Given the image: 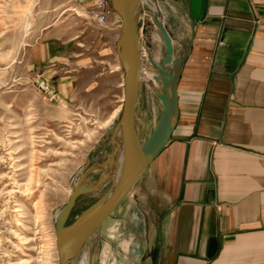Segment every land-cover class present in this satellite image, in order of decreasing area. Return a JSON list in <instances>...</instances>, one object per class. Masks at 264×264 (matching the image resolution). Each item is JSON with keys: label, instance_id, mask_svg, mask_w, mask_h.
I'll return each instance as SVG.
<instances>
[{"label": "crops", "instance_id": "0c3cea01", "mask_svg": "<svg viewBox=\"0 0 264 264\" xmlns=\"http://www.w3.org/2000/svg\"><path fill=\"white\" fill-rule=\"evenodd\" d=\"M98 2L74 0L79 26L54 24L46 29L53 38L28 49L34 74L94 63L92 47L116 52L121 19L112 10L99 22ZM161 2L182 61L177 108L170 139L121 203L117 256L124 264H264V0H209L199 24L190 0ZM158 52L157 63L166 55ZM108 63H120L117 53ZM53 87L58 99L61 84ZM146 102L139 91L136 118ZM158 104L148 111L157 123Z\"/></svg>", "mask_w": 264, "mask_h": 264}, {"label": "rangeland", "instance_id": "374dc122", "mask_svg": "<svg viewBox=\"0 0 264 264\" xmlns=\"http://www.w3.org/2000/svg\"><path fill=\"white\" fill-rule=\"evenodd\" d=\"M154 3L166 25L165 5L161 0ZM76 16L74 0H0V264H59L56 225L75 186L83 194L66 224L116 183L122 148L120 135L111 141L119 119L112 117L123 94V72L120 63H108L116 52L92 47L87 55L96 54L94 63H56L49 68L50 83L61 84L54 102L33 85L28 49L53 38L46 29L54 24L79 26ZM137 20L142 45L150 40L151 52L166 53L147 1H142ZM145 80L140 92L147 110L136 118L143 143L157 125L148 111L160 109L161 101ZM139 111L144 113L141 105ZM116 147L111 163L106 157ZM123 210L121 204L72 264H124L117 256Z\"/></svg>", "mask_w": 264, "mask_h": 264}, {"label": "water", "instance_id": "95a60500", "mask_svg": "<svg viewBox=\"0 0 264 264\" xmlns=\"http://www.w3.org/2000/svg\"><path fill=\"white\" fill-rule=\"evenodd\" d=\"M209 0H190L191 15L196 24L202 22L208 10ZM112 10L122 22L121 35L116 42V53L122 68L123 95L122 110L111 140L121 133L122 167L120 179L97 202L82 212L72 223L66 224L77 199L83 190L76 185L70 195L56 225V244L59 264H72V259L81 252L85 243L92 238L99 227L110 217L127 196L145 168L154 160L171 136V122L177 108V79L182 61L175 58L173 41L175 37L160 20V9L157 8L155 22L162 32L166 50L165 57L155 62L151 57V46L144 47L138 31L137 13L140 0H110ZM146 68L149 78L146 82L163 103L160 119L154 130L143 143L136 130V103L142 80V69ZM170 66V69L167 67ZM116 147L108 155V161L114 163ZM215 250V244L212 251Z\"/></svg>", "mask_w": 264, "mask_h": 264}, {"label": "built area", "instance_id": "2783aa9c", "mask_svg": "<svg viewBox=\"0 0 264 264\" xmlns=\"http://www.w3.org/2000/svg\"><path fill=\"white\" fill-rule=\"evenodd\" d=\"M111 11L110 0H99L95 17L99 22L103 23L107 21ZM33 85L41 94L47 97L48 101L54 102L57 100V93L44 72H38L33 76Z\"/></svg>", "mask_w": 264, "mask_h": 264}, {"label": "bare ground", "instance_id": "6f19581e", "mask_svg": "<svg viewBox=\"0 0 264 264\" xmlns=\"http://www.w3.org/2000/svg\"><path fill=\"white\" fill-rule=\"evenodd\" d=\"M142 1H147L148 2V5H149V8L153 11V13L155 14V16H156V13H157V8H158V6L154 3V0H140V4L142 3ZM149 66H144V68L142 69V78H144V79H147V78H149L150 76H149V74L147 73V71H146V68H148ZM123 80V79H122ZM146 81V80H145ZM123 88V87H122ZM124 101V95H123V98H122V102ZM118 134L120 135V138H121V133L120 132H118ZM117 134V135H118ZM117 137V136H116ZM122 152V151H121ZM122 156V155H121ZM120 162L122 163V157H121V159H120ZM121 173H122V167H119V169H118V171H117V174H116V181H118L119 179H120V176H121ZM1 192V191H0ZM2 194V193H1ZM35 205H39V203L38 202H36V204ZM56 240H57V237H56ZM56 246H57V244H56ZM57 251H58V248H57ZM58 257H59V254H58ZM74 259H75V257L72 259V263H73V261H74Z\"/></svg>", "mask_w": 264, "mask_h": 264}, {"label": "flooded vegetation", "instance_id": "af4514ba", "mask_svg": "<svg viewBox=\"0 0 264 264\" xmlns=\"http://www.w3.org/2000/svg\"><path fill=\"white\" fill-rule=\"evenodd\" d=\"M110 155V154H109ZM106 160L108 161V155H107V157H106Z\"/></svg>", "mask_w": 264, "mask_h": 264}]
</instances>
